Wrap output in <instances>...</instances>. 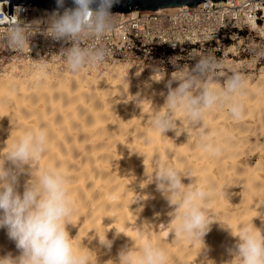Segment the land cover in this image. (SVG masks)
<instances>
[{
  "label": "bare ground",
  "instance_id": "obj_1",
  "mask_svg": "<svg viewBox=\"0 0 264 264\" xmlns=\"http://www.w3.org/2000/svg\"><path fill=\"white\" fill-rule=\"evenodd\" d=\"M58 70L54 64L41 71L29 63H0V154L26 130L48 133L33 175L55 169L66 177L74 208L68 230L92 264L97 258L98 264H114L124 245L140 249L148 241L164 248L168 264H228L231 259L227 248L234 238L218 224L204 238L210 260L202 242L174 237L177 221L150 184L157 155L163 164L190 171L196 186L211 190L205 206L233 234L253 224L264 232V67L257 81L245 79V94L236 97L244 106L240 120L226 106L205 113L206 142L222 149L216 156L201 146L198 129L188 126L183 113L177 119L188 134L163 136L150 126L153 112L165 110V85L176 74L127 64ZM137 196L144 200L133 204ZM115 231L121 234L111 251L98 250L94 237L113 239ZM9 253L19 254L0 229V256Z\"/></svg>",
  "mask_w": 264,
  "mask_h": 264
},
{
  "label": "clouds",
  "instance_id": "obj_2",
  "mask_svg": "<svg viewBox=\"0 0 264 264\" xmlns=\"http://www.w3.org/2000/svg\"><path fill=\"white\" fill-rule=\"evenodd\" d=\"M115 2L72 0L74 7L65 8V0H56L57 9L48 16L45 35L70 45L64 51L69 71L76 73L85 66H98L110 55L105 46L87 41L103 40L115 31L111 11ZM5 5L7 0L0 2V28L4 29L0 37L10 48L23 51L30 45L28 33L35 22L21 20V9L8 15ZM36 67L44 69V65ZM216 68V62L205 57L190 70L167 80L165 110L154 111L150 119V126L161 135L174 131L179 136L187 133L177 119V114L183 113L188 126L198 129L201 146L213 156L222 149L206 142L205 113L226 106L230 115L240 120L244 106L236 97L243 96L246 91L245 78L239 73H233L223 85H217L213 79ZM48 141V133L43 128L38 132L26 130L6 153L0 154V229L6 231L19 253L0 256V264H92L90 254L82 246L73 245L68 230L74 208L66 188V177L55 169H42L40 175H33V165L45 153ZM145 142L150 143V138ZM152 166L150 184H155L168 202L171 220L177 221L174 237H184L193 244L202 242L204 257L210 260L204 238L212 225L218 224L234 238L227 248L231 258L228 264L233 260L236 264H264V232L261 229L254 224L253 227L241 225L239 232L233 234L231 227L222 225L216 214L205 206L211 190L196 186L190 171L182 173L176 167L163 164L158 155L153 157ZM185 178L191 182L184 183ZM143 200L137 196L133 204ZM120 234L115 231L113 239L107 234L103 239L94 237L98 238L97 249L102 247L110 252L114 239ZM113 260L114 264H168V255L163 247L148 241L140 249L133 248V243L124 245Z\"/></svg>",
  "mask_w": 264,
  "mask_h": 264
},
{
  "label": "built area",
  "instance_id": "obj_3",
  "mask_svg": "<svg viewBox=\"0 0 264 264\" xmlns=\"http://www.w3.org/2000/svg\"><path fill=\"white\" fill-rule=\"evenodd\" d=\"M16 9H21V20L35 22L28 33L30 48L12 49L0 37V63L54 64L67 68L64 51L70 45L45 35L46 21L53 11L33 6L5 11L11 16ZM113 19V33L100 41H87L105 46L110 53L93 68L127 64L183 74L201 58H211L218 65L227 55L247 57L253 46L261 52L245 61V66L255 69L264 64V0L205 1L194 8L113 13Z\"/></svg>",
  "mask_w": 264,
  "mask_h": 264
},
{
  "label": "water",
  "instance_id": "obj_4",
  "mask_svg": "<svg viewBox=\"0 0 264 264\" xmlns=\"http://www.w3.org/2000/svg\"><path fill=\"white\" fill-rule=\"evenodd\" d=\"M205 1L225 2L227 0H116L111 11L112 13L127 14L133 11H158L179 7L194 8ZM0 2H3V0H0ZM17 6L41 7L47 11L57 9L56 0H7L5 8H9L11 11V9L17 8ZM64 6L65 8L74 7L72 0H65Z\"/></svg>",
  "mask_w": 264,
  "mask_h": 264
},
{
  "label": "rangeland",
  "instance_id": "obj_5",
  "mask_svg": "<svg viewBox=\"0 0 264 264\" xmlns=\"http://www.w3.org/2000/svg\"><path fill=\"white\" fill-rule=\"evenodd\" d=\"M259 52H261V49L253 46L250 48V52H249L247 57L238 56V55H236V56L227 55L226 57L223 58V61L217 65V68H216L215 72L213 73L214 82L217 85H223L225 80L229 76H231L233 73H239L245 79H252L253 81H257L261 75V69H262V67H264V64H262L261 66H257L255 69H253L251 67V65L249 68H247V66H245V63H246L245 61H249L253 55H255ZM230 60H232L233 63H231L232 61H230ZM229 62L231 63V67H230ZM6 63L7 62L1 63V64H6ZM58 67L61 70V71L58 70L60 72H63L62 70L66 69V68H62L61 66H58ZM71 73H73V72H71ZM167 74H172V73H167ZM179 74H181V73H177L176 75L178 76ZM209 79H211V77ZM256 152H254V153H256ZM254 153H253V155L257 154V153L256 154H254ZM253 161L255 162V159Z\"/></svg>",
  "mask_w": 264,
  "mask_h": 264
}]
</instances>
